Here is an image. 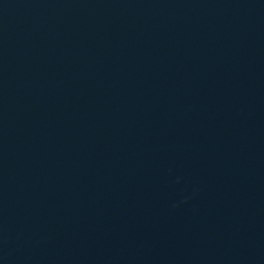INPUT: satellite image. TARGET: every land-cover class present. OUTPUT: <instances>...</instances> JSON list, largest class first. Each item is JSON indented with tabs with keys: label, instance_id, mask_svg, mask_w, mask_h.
<instances>
[{
	"label": "water",
	"instance_id": "1",
	"mask_svg": "<svg viewBox=\"0 0 264 264\" xmlns=\"http://www.w3.org/2000/svg\"><path fill=\"white\" fill-rule=\"evenodd\" d=\"M0 264H264V0H0Z\"/></svg>",
	"mask_w": 264,
	"mask_h": 264
}]
</instances>
